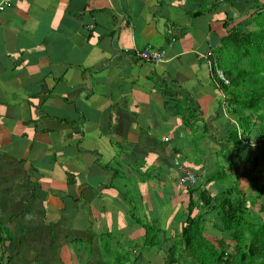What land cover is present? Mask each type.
<instances>
[{
  "label": "crops",
  "instance_id": "1",
  "mask_svg": "<svg viewBox=\"0 0 264 264\" xmlns=\"http://www.w3.org/2000/svg\"><path fill=\"white\" fill-rule=\"evenodd\" d=\"M10 2L0 13V264H107L97 227L121 222L118 231L138 243L147 237L140 222L166 205L183 211L181 227L168 228L178 230L171 246L153 258L127 245L133 258L121 259L176 264L166 254L180 240L189 199L234 188L210 178L216 157L192 158L193 141L224 152L225 175L264 179L259 144L241 146L257 161L240 168L217 124L235 120L218 104L224 95L207 54L219 45L225 12L237 11L224 0L208 15L215 2L206 10L203 0ZM147 48L165 51L166 61L135 58ZM183 169L203 185L190 198L179 185ZM247 183L235 196L263 221L262 189ZM207 211L204 230L214 238L218 216Z\"/></svg>",
  "mask_w": 264,
  "mask_h": 264
},
{
  "label": "trees",
  "instance_id": "2",
  "mask_svg": "<svg viewBox=\"0 0 264 264\" xmlns=\"http://www.w3.org/2000/svg\"><path fill=\"white\" fill-rule=\"evenodd\" d=\"M224 1L237 14L245 11L247 20H234L233 13L225 12L222 37L219 45L209 52V57L212 75L224 95V107L230 118L235 120L227 121V144L232 149L230 159L236 156V164L243 168L257 161L256 157L249 159L240 154L241 146L250 143L248 140L259 144V153L264 151V2ZM220 5V2H215L208 12H217ZM201 14L196 12L194 18ZM231 24L232 27L228 28ZM217 172L220 173V170ZM218 173L211 174L210 178H216L214 175ZM201 186L197 178L195 185L184 188L190 198ZM233 187L217 196L202 189L198 199H189L180 240L174 244L173 251H167V260L177 261L173 255L176 247L181 250L182 246L181 258L186 264H264V220L250 222L249 208L244 200L235 196L237 185ZM261 189L259 197L264 194V188ZM250 204L253 202L250 201ZM204 207H208L207 213L216 212L218 216L213 228L219 234L211 239L206 237L204 230L207 221L206 214L202 212ZM122 261L126 262L120 259L117 263L125 264Z\"/></svg>",
  "mask_w": 264,
  "mask_h": 264
},
{
  "label": "rangeland",
  "instance_id": "3",
  "mask_svg": "<svg viewBox=\"0 0 264 264\" xmlns=\"http://www.w3.org/2000/svg\"><path fill=\"white\" fill-rule=\"evenodd\" d=\"M217 1V0H203V6L200 10L203 9H207L209 6H212V4ZM261 2H264V0H261ZM252 8V7H251ZM218 13L220 12V10L217 11ZM252 12V11H249ZM232 17L234 18V20H247L245 17V11L241 14H235L234 12H232ZM210 14V12H207V15ZM225 15H224V19H225ZM193 19V18H192ZM244 20V22H245ZM244 25H242L243 27ZM232 24L228 27L231 28ZM222 102H225L224 100H221V98L218 101L219 105H222ZM218 126H221L223 129L225 127L226 129H229L227 127V123H223L222 121L217 122ZM259 127V126H258ZM200 132V131H199ZM248 142H251L250 140H248ZM192 143H195L194 146L192 147V153L193 156L192 158L195 159V161H206V159L209 156H214L216 157V161H218V167L217 169L220 170V173H218L217 171L214 173H218L215 174L216 176V181L218 183H220V181H223V178L226 179V183L228 185H237V188L239 186V183L242 181V179H245V181H247V188L250 186H253L252 190L255 189H261L264 188V179H259V186L261 188L258 187V185L256 183L253 182V180H251L248 176H245L243 173V170L241 173H237V171L235 173H233L232 169H230V171H232V174L227 176L225 175V173L223 172L222 166H225V162L223 159V153L215 150V149H209V148H202L200 145L197 146V141H193ZM252 143V142H251ZM248 144V143H247ZM245 148L249 147L248 145H244ZM252 147H254L252 145ZM247 149V148H246ZM248 150V149H247ZM187 158L188 156L184 154V159ZM241 168V165L239 166ZM218 170V171H219ZM256 171H260V169L258 168ZM222 174V177H221ZM224 176V177H223ZM263 184V186H262ZM134 200V198H133ZM135 201V200H134ZM136 201H135V205H136ZM139 207V206H138ZM141 207H145V203L143 202L141 204ZM161 209L158 210V214L155 215V218L153 221L149 222V221H143L140 222L141 226L140 228H142L143 231L147 232V237L146 239L140 240L138 243L133 239V240H128L126 238L123 237V233L118 231L119 225H121V222H110L112 225L110 226H106L104 229H102V227H97L98 230V235L100 237H102V243H101V249H102V254L105 257V261L107 262V264H112L113 261H115L117 258H129L130 260L133 258V255L127 254L125 252V248L126 246H130L132 249L136 246V248L138 247V249H141L143 247H146V254H148L149 256H153V258H157V254L153 252L154 250H156L157 248L161 247V245H163L164 247H169L171 246V244L175 241V237L178 233V230L175 231L176 235L172 236L173 234H175L173 232L170 233L168 231V228L172 227L173 224L177 227H181V217L183 216V211L181 213H179V208L173 206V205H166V206H162L160 207ZM141 213L143 214L144 211H141ZM250 222L256 221L255 217L250 218L249 217ZM259 219H257L258 221ZM180 221V222H179ZM160 224L161 226L157 225ZM113 225L115 227H113ZM101 229V230H100ZM110 230L109 235H104L103 232L104 230ZM134 229L132 228L131 231H133ZM154 239H150V238ZM208 239H211L212 236H206ZM126 240V241H125ZM120 242V244H118ZM145 252V251H144ZM160 256H163L162 254H159ZM148 259V258H146ZM164 259H165V255H164ZM124 260V259H122ZM167 261V259L165 260ZM127 263V262H124ZM153 264H161L160 261H158L156 259V261H153ZM176 264H184V260L182 258H180L179 260L176 261Z\"/></svg>",
  "mask_w": 264,
  "mask_h": 264
},
{
  "label": "built area",
  "instance_id": "4",
  "mask_svg": "<svg viewBox=\"0 0 264 264\" xmlns=\"http://www.w3.org/2000/svg\"><path fill=\"white\" fill-rule=\"evenodd\" d=\"M11 7L10 0H0V13ZM208 56L210 53L207 54ZM134 56L141 62L159 64L166 61V53L160 49L147 48L134 50ZM222 75V74H221ZM196 176L189 170L183 169L179 179L180 186H191L195 182Z\"/></svg>",
  "mask_w": 264,
  "mask_h": 264
},
{
  "label": "bare ground",
  "instance_id": "5",
  "mask_svg": "<svg viewBox=\"0 0 264 264\" xmlns=\"http://www.w3.org/2000/svg\"><path fill=\"white\" fill-rule=\"evenodd\" d=\"M196 181H197V178H195V182H194V183H192V185H195V184H196Z\"/></svg>",
  "mask_w": 264,
  "mask_h": 264
},
{
  "label": "clouds",
  "instance_id": "6",
  "mask_svg": "<svg viewBox=\"0 0 264 264\" xmlns=\"http://www.w3.org/2000/svg\"><path fill=\"white\" fill-rule=\"evenodd\" d=\"M192 172V171H191ZM193 173V172H192ZM194 174V173H193ZM195 175V174H194ZM196 176V175H195Z\"/></svg>",
  "mask_w": 264,
  "mask_h": 264
}]
</instances>
